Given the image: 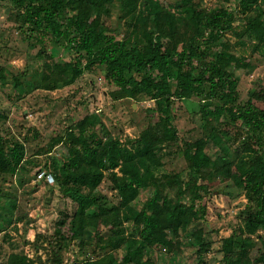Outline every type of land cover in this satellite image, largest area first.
<instances>
[{
    "label": "trees",
    "instance_id": "trees-1",
    "mask_svg": "<svg viewBox=\"0 0 264 264\" xmlns=\"http://www.w3.org/2000/svg\"><path fill=\"white\" fill-rule=\"evenodd\" d=\"M8 1L26 36L51 46L39 50L53 60L44 62L36 87L56 89L101 69L114 98L150 99L158 112L156 121L125 141L107 131L98 112L51 139L47 152L63 142L67 154L51 157L44 165L50 168L38 173L51 172L76 203L56 222L51 264H65L74 237L84 250L93 244L92 255L78 257V264H157L153 250L175 256L189 246L195 264H208L212 241L204 225L189 228L207 218L203 200L219 179L241 189L247 201L241 223L222 238L218 264H264V83L243 99L236 72L251 62L236 45L252 41L264 57V0H219L215 6L205 0ZM114 4L122 27L108 23ZM57 44L74 59L59 57ZM14 78L19 86V75ZM186 99H197L205 134L185 141V171H167L165 150L180 138L176 102ZM7 116L0 111V120ZM212 145L219 152L210 151ZM26 160L35 161L27 157L25 140L0 123V179L15 177ZM104 181L117 202L99 191ZM143 189L149 194L139 203ZM0 264L37 263L13 251Z\"/></svg>",
    "mask_w": 264,
    "mask_h": 264
},
{
    "label": "rangeland",
    "instance_id": "rangeland-1",
    "mask_svg": "<svg viewBox=\"0 0 264 264\" xmlns=\"http://www.w3.org/2000/svg\"><path fill=\"white\" fill-rule=\"evenodd\" d=\"M168 1L178 3L179 0ZM204 2L207 6L221 4L219 0ZM231 5L233 7L235 3ZM119 15L120 8L114 4L108 18L112 28L122 27ZM242 20L240 16L237 22ZM227 35L232 40L236 39L232 31ZM43 47L47 49L51 46L30 40L16 20L13 4L8 0H0V111L8 115L0 123L7 132L25 140L27 157L35 160H26L15 177L6 181L0 179L4 194L0 195V262L13 251L27 253L37 264L53 262V245L49 242L56 222L62 211L72 212L76 207L72 198L60 189L57 180L50 183L38 173L40 168H45V163L51 157L60 159L67 154L63 142L47 152L54 136L64 134L68 126L92 112L100 113L107 131L124 141L139 135L158 119V112L153 109V100L114 98L101 69L85 71L70 84L56 89L36 87L45 70L44 62L53 60L45 52H39ZM56 47L58 56L63 60L74 59L72 51L58 44ZM236 51L251 60L248 67L236 70L240 77L241 98L246 99L253 85L264 83V57L259 51H254L252 41L246 45H236ZM18 75L19 86L14 81ZM175 113L180 138L165 150V170L185 171L187 162L182 152L185 141L203 136L205 128L197 99L178 100ZM216 150L219 152L216 147L210 146V151ZM49 168L47 166L45 169ZM213 189L203 200L208 205L207 218L194 221L189 228L191 230L199 224L204 225L206 236L212 241L208 264H218L223 257L220 249L222 238L241 223L247 201L241 189L232 185L225 186L221 179L214 182ZM99 191L107 194L110 200L118 201L108 181L100 185ZM148 194L149 189H143L137 202H142ZM183 234L186 232L183 231ZM92 250L93 244L84 250L78 239L72 238L63 254L65 264H78V257L92 255ZM152 254L157 264L196 262L195 250L190 246L175 256L163 250H153Z\"/></svg>",
    "mask_w": 264,
    "mask_h": 264
},
{
    "label": "built area",
    "instance_id": "built-area-1",
    "mask_svg": "<svg viewBox=\"0 0 264 264\" xmlns=\"http://www.w3.org/2000/svg\"><path fill=\"white\" fill-rule=\"evenodd\" d=\"M40 175L45 177L49 182H53L54 181V176L51 172H47L46 170H42L40 172Z\"/></svg>",
    "mask_w": 264,
    "mask_h": 264
}]
</instances>
